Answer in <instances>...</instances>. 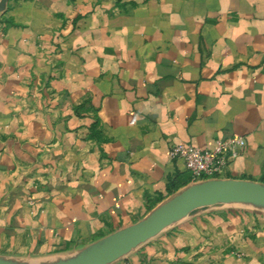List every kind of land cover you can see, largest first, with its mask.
<instances>
[{
	"label": "crops",
	"instance_id": "0c3cea01",
	"mask_svg": "<svg viewBox=\"0 0 264 264\" xmlns=\"http://www.w3.org/2000/svg\"><path fill=\"white\" fill-rule=\"evenodd\" d=\"M243 137L264 184V0H7L0 257L48 264L192 184L173 144ZM111 264H264V209H199Z\"/></svg>",
	"mask_w": 264,
	"mask_h": 264
},
{
	"label": "water",
	"instance_id": "95a60500",
	"mask_svg": "<svg viewBox=\"0 0 264 264\" xmlns=\"http://www.w3.org/2000/svg\"><path fill=\"white\" fill-rule=\"evenodd\" d=\"M6 2L7 0H0V11L4 9ZM233 203L264 209V184L232 178L192 183L155 207L141 220L107 235L77 254L48 264H111L197 210ZM0 264L26 263L0 257Z\"/></svg>",
	"mask_w": 264,
	"mask_h": 264
},
{
	"label": "built area",
	"instance_id": "2783aa9c",
	"mask_svg": "<svg viewBox=\"0 0 264 264\" xmlns=\"http://www.w3.org/2000/svg\"><path fill=\"white\" fill-rule=\"evenodd\" d=\"M244 145L243 137L218 139L210 148L179 143L170 147L169 157L181 159L190 174L191 182L197 183L222 178L229 160L235 158Z\"/></svg>",
	"mask_w": 264,
	"mask_h": 264
},
{
	"label": "rangeland",
	"instance_id": "374dc122",
	"mask_svg": "<svg viewBox=\"0 0 264 264\" xmlns=\"http://www.w3.org/2000/svg\"><path fill=\"white\" fill-rule=\"evenodd\" d=\"M252 206V205H251Z\"/></svg>",
	"mask_w": 264,
	"mask_h": 264
}]
</instances>
